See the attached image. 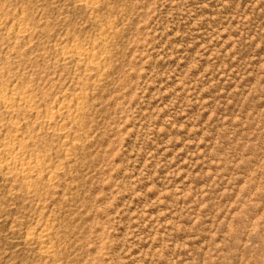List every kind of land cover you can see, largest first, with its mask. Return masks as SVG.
<instances>
[{"label": "rangeland", "instance_id": "obj_1", "mask_svg": "<svg viewBox=\"0 0 264 264\" xmlns=\"http://www.w3.org/2000/svg\"><path fill=\"white\" fill-rule=\"evenodd\" d=\"M0 264H264V0H0Z\"/></svg>", "mask_w": 264, "mask_h": 264}]
</instances>
